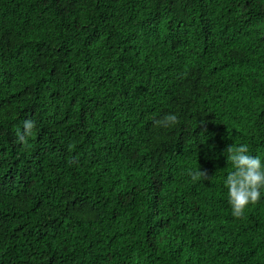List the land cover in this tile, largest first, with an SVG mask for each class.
Wrapping results in <instances>:
<instances>
[{
    "label": "trees",
    "instance_id": "trees-1",
    "mask_svg": "<svg viewBox=\"0 0 264 264\" xmlns=\"http://www.w3.org/2000/svg\"><path fill=\"white\" fill-rule=\"evenodd\" d=\"M240 144L264 158V0H0V264H264Z\"/></svg>",
    "mask_w": 264,
    "mask_h": 264
},
{
    "label": "clouds",
    "instance_id": "clouds-1",
    "mask_svg": "<svg viewBox=\"0 0 264 264\" xmlns=\"http://www.w3.org/2000/svg\"><path fill=\"white\" fill-rule=\"evenodd\" d=\"M177 121V115L170 113L155 123L160 127H169ZM34 129V120H24L19 139L26 143ZM226 157L227 161L231 162L232 170L227 172L222 182L227 189L231 215L241 218L249 206L264 200V158L250 154L246 144L230 146L226 151ZM192 179H205V174L198 169L192 173Z\"/></svg>",
    "mask_w": 264,
    "mask_h": 264
}]
</instances>
